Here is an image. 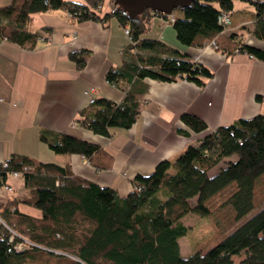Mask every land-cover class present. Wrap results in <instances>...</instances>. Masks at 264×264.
I'll return each instance as SVG.
<instances>
[{"label": "trees", "instance_id": "1", "mask_svg": "<svg viewBox=\"0 0 264 264\" xmlns=\"http://www.w3.org/2000/svg\"><path fill=\"white\" fill-rule=\"evenodd\" d=\"M238 1L251 8L250 29L221 34L216 16L229 14L232 0H191L185 9H174L181 17L172 21L170 14L149 9L129 21L113 0L109 12L100 8L103 0H11L0 8V37L33 50L44 37L26 30L25 25L33 14L54 9L66 10L74 22L103 23L114 16L126 26L127 52L119 65L104 73L105 81L123 92L122 100L95 98L76 118L80 128L108 136L110 129L129 128L136 121L147 80L181 78L202 88L213 75L185 53L158 39L142 37L153 13L165 18L184 47H204L213 41L211 46L225 57L242 52L264 61V51L242 42L246 32L264 42V0ZM90 54V50L78 49L68 53V58L78 69L86 65ZM179 115L190 132L207 129L202 118ZM39 140L53 153L83 156L99 170L113 163L108 151L72 134L40 129ZM10 171L19 173L28 195L0 204V264H26L39 257L57 264H264V204L254 208L253 200L254 182L264 173L263 114L237 118L206 132L172 160H160L149 175L132 178V190L125 197L113 187L81 179L68 165L29 156L11 155L6 169L0 167V184H6ZM228 185H233V191L226 200L233 220L241 219L238 225L204 253L196 250L181 257L178 238L187 231L181 218L187 213L206 216L207 200ZM19 203L39 210V217L19 211ZM18 243L25 247L16 249Z\"/></svg>", "mask_w": 264, "mask_h": 264}, {"label": "crops", "instance_id": "2", "mask_svg": "<svg viewBox=\"0 0 264 264\" xmlns=\"http://www.w3.org/2000/svg\"><path fill=\"white\" fill-rule=\"evenodd\" d=\"M11 0H0V8ZM109 12L111 9V0ZM246 4V3H245ZM230 22L221 34L250 29L254 20L248 5L232 4ZM174 17L181 13L174 10ZM42 34L33 50L22 48L0 37V162L11 155L29 156L37 161L59 166L68 165L71 173L94 184L116 190L125 197L132 190L131 180L138 174L149 175L163 159L172 160L185 146L196 144L202 135L213 128L231 124L237 118L257 113L264 115V61L245 53L225 57L212 46L184 47L173 27L156 13L142 37L158 39L173 49L185 53L213 71L202 88L179 78L176 81L147 80L148 88L140 99L136 121L129 128L110 129L108 136H100L80 128L76 118L88 104L85 90L94 87L90 96L105 97L119 102L123 92L105 81V72L119 65L129 42L123 26L114 16L105 22L87 20L74 22L63 9L35 13L24 27ZM242 42L264 51V42L249 32ZM78 49L90 50L83 68H76L68 53ZM202 118L207 129L190 132L180 121V113ZM72 134L94 142L112 155V165L105 170L93 167L83 156L53 153L39 140V130ZM0 186V204L28 195L21 177L7 176ZM17 209L39 217V210L22 203Z\"/></svg>", "mask_w": 264, "mask_h": 264}, {"label": "rangeland", "instance_id": "3", "mask_svg": "<svg viewBox=\"0 0 264 264\" xmlns=\"http://www.w3.org/2000/svg\"><path fill=\"white\" fill-rule=\"evenodd\" d=\"M233 4L246 5L244 2L232 0ZM104 10L109 9L108 0H103L100 5ZM234 7L232 10H235ZM103 10V11H104ZM174 12V11H173ZM171 12L170 16H173ZM233 158V157H232ZM218 164H216L217 166ZM221 165V164H219ZM215 170V167L213 171ZM212 171V172H213ZM254 208L264 204V173L260 174L253 185ZM233 191V185H228L216 192L214 196L207 200L208 214L204 217L187 213L181 218V223L187 226L185 236L178 238V246L181 257L198 250L201 253L207 251L216 242L238 225V221L233 220V212L227 203V196ZM194 203L193 200L190 201ZM26 264H57L49 258L39 257L27 261Z\"/></svg>", "mask_w": 264, "mask_h": 264}, {"label": "water", "instance_id": "4", "mask_svg": "<svg viewBox=\"0 0 264 264\" xmlns=\"http://www.w3.org/2000/svg\"><path fill=\"white\" fill-rule=\"evenodd\" d=\"M191 0H113V4L121 9L129 21L142 13L143 10L149 9L161 14L169 15L175 8L185 9Z\"/></svg>", "mask_w": 264, "mask_h": 264}, {"label": "built area", "instance_id": "5", "mask_svg": "<svg viewBox=\"0 0 264 264\" xmlns=\"http://www.w3.org/2000/svg\"><path fill=\"white\" fill-rule=\"evenodd\" d=\"M173 17L174 16H171L170 21L173 20ZM229 22H230V15L229 14H226L224 12H218L217 13L216 24L221 25V27H222L221 31H224V30H226L228 28ZM123 29H124V32H125L127 38L129 39V29H127L126 26L123 27ZM209 45L210 46L213 45V41H210L207 44V46H209ZM91 92H96L94 87H90L89 90H85L84 91V94L86 95V97H88V103H91V102H93L95 100V97L90 96ZM6 164H7V159L4 162H0V167L3 168V169H6ZM8 176L18 178L19 177V173L15 172V171H10V172H8ZM0 186L5 188L6 190H12L11 186H9L8 184H0ZM24 247H25L24 243H18V244L15 245V248L16 249H20V250H21V248H24Z\"/></svg>", "mask_w": 264, "mask_h": 264}]
</instances>
